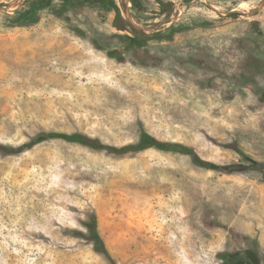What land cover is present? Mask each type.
<instances>
[{"label":"rangeland","instance_id":"374dc122","mask_svg":"<svg viewBox=\"0 0 264 264\" xmlns=\"http://www.w3.org/2000/svg\"><path fill=\"white\" fill-rule=\"evenodd\" d=\"M25 0H0V142L82 132L122 146L146 130L194 146L111 155L64 139L0 152V264H253L264 251V0H115L152 59L110 49L124 32L97 10L7 25ZM79 29V30H78ZM95 213L114 261L84 237ZM235 255L232 262L220 254ZM264 264V255L261 257Z\"/></svg>","mask_w":264,"mask_h":264},{"label":"trees","instance_id":"16d2710c","mask_svg":"<svg viewBox=\"0 0 264 264\" xmlns=\"http://www.w3.org/2000/svg\"><path fill=\"white\" fill-rule=\"evenodd\" d=\"M158 1L164 5L162 0ZM92 7L97 10L98 15L101 16L103 20L107 19L108 13L115 12L113 25L124 32H116L109 37L116 38L119 41V46L115 47V49H110L109 44L106 43L108 36H105V41L102 43L98 36L95 37V45L101 49L107 50L109 56L119 61L125 59L126 53L141 58L145 57V59L150 60L152 56L149 48H147L150 40H172L177 32L188 27L185 25L177 27L171 26L165 31L157 32L151 36L146 34L140 35L137 32H131L132 34H130L129 30L123 25L124 18L115 0H25L14 14H9L7 16L6 23L11 27H29L39 23L45 14H51L57 18L70 20L71 13L75 15L79 21L85 22L87 12H89ZM250 65L255 69L251 75H255L257 72L264 74V62L253 59ZM255 93L259 96L260 100H264V84L256 86ZM52 139H64L69 142L79 143L91 149L104 151L115 156L138 153L149 148H157L163 151H175L190 155L194 162L200 166L213 167V163L203 159L194 146L181 142L161 140L146 130L140 133L137 141L122 146L104 143L97 137H91L78 131L71 133L56 131L41 132L35 135L30 141L24 142L17 147L0 142V152L5 154L19 153L30 149L38 143ZM253 163L260 165L259 169L262 174V180L264 181V164H259L256 161H253ZM85 225L87 227V233L84 234V237L93 243L98 252L106 255L109 260L114 261L104 238L98 230V220L95 213L91 214V220L86 222ZM243 240L247 244L245 246L247 254L256 257L257 261L253 264H261L263 261L261 257L264 255V251L259 246L258 240H251L249 235H244ZM220 255V257L227 262H232L236 257L230 253H223Z\"/></svg>","mask_w":264,"mask_h":264}]
</instances>
